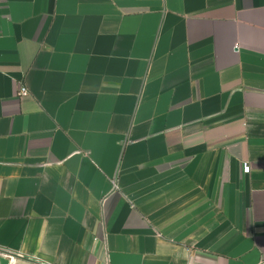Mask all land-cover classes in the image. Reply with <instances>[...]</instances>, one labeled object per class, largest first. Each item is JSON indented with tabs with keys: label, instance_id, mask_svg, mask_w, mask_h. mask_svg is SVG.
I'll use <instances>...</instances> for the list:
<instances>
[{
	"label": "crops",
	"instance_id": "0c3cea01",
	"mask_svg": "<svg viewBox=\"0 0 264 264\" xmlns=\"http://www.w3.org/2000/svg\"><path fill=\"white\" fill-rule=\"evenodd\" d=\"M0 249L264 264V0H0Z\"/></svg>",
	"mask_w": 264,
	"mask_h": 264
},
{
	"label": "built area",
	"instance_id": "2783aa9c",
	"mask_svg": "<svg viewBox=\"0 0 264 264\" xmlns=\"http://www.w3.org/2000/svg\"><path fill=\"white\" fill-rule=\"evenodd\" d=\"M20 93L22 94H27L28 93V88L24 85H22L21 89H20ZM244 170L245 171H249L250 170V165L246 162L244 163ZM0 255H3L7 258H9L10 260H13L15 253H13L12 251H6L3 249H0Z\"/></svg>",
	"mask_w": 264,
	"mask_h": 264
},
{
	"label": "water",
	"instance_id": "95a60500",
	"mask_svg": "<svg viewBox=\"0 0 264 264\" xmlns=\"http://www.w3.org/2000/svg\"><path fill=\"white\" fill-rule=\"evenodd\" d=\"M1 261H2V263H6L7 262V259L6 258H3V259H1Z\"/></svg>",
	"mask_w": 264,
	"mask_h": 264
}]
</instances>
